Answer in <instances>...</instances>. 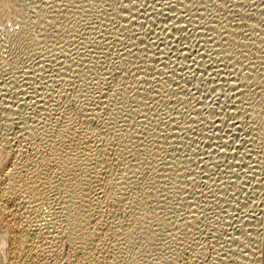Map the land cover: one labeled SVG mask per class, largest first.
I'll use <instances>...</instances> for the list:
<instances>
[{
    "label": "bare ground",
    "instance_id": "obj_1",
    "mask_svg": "<svg viewBox=\"0 0 264 264\" xmlns=\"http://www.w3.org/2000/svg\"><path fill=\"white\" fill-rule=\"evenodd\" d=\"M0 264H264V0H0Z\"/></svg>",
    "mask_w": 264,
    "mask_h": 264
}]
</instances>
